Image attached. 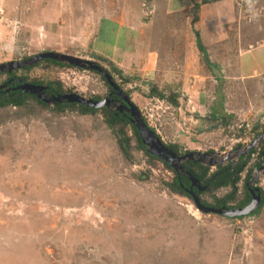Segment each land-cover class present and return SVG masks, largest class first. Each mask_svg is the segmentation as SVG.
Here are the masks:
<instances>
[{
    "label": "rangeland",
    "instance_id": "374dc122",
    "mask_svg": "<svg viewBox=\"0 0 264 264\" xmlns=\"http://www.w3.org/2000/svg\"><path fill=\"white\" fill-rule=\"evenodd\" d=\"M193 2L0 0V63L57 50L97 61L118 83L115 66L135 77L123 89L165 144L215 165L238 161L258 139L236 205L264 140V0H210L197 20L196 4L180 10ZM25 68L17 74L107 96L92 70L43 60ZM245 70L260 75L242 78ZM152 83L178 91L181 108L148 96ZM51 108H0V264H264V201L239 218L201 212L169 189L173 172L151 164L131 127L128 158L100 112ZM215 108L228 123L207 119ZM248 180L264 195V165Z\"/></svg>",
    "mask_w": 264,
    "mask_h": 264
},
{
    "label": "trees",
    "instance_id": "16d2710c",
    "mask_svg": "<svg viewBox=\"0 0 264 264\" xmlns=\"http://www.w3.org/2000/svg\"><path fill=\"white\" fill-rule=\"evenodd\" d=\"M210 0H202L201 3L196 4L195 6V17L196 20L199 18V12H200V7L201 4H205L209 2ZM254 0H248V2H252ZM184 15H186V9L182 11ZM200 49L202 51H206V48L204 45L200 44ZM207 57V55H206ZM104 58V57H103ZM106 58V57H105ZM208 58V57H207ZM107 59V58H106ZM43 61L50 62L54 65H58L61 67H77L75 65H69L67 63H61L58 62L54 59L51 58H45ZM210 60L208 59L206 61V64H210ZM40 62L28 66L25 69H31L37 65H39ZM114 71L119 75L121 81L123 82H118V84L123 88L124 84H127L129 82H134L135 77H131L128 75H124L122 70L118 69L117 67L114 66ZM95 72V71H93ZM98 73V72H97ZM100 77L103 79L104 83L107 85L108 90L113 89L107 79L105 78L104 75L101 73H98ZM23 78L27 79L26 76L20 75ZM116 80V79H115ZM39 82V81H36ZM41 82V81H40ZM117 82V80H116ZM44 83V82H41ZM50 86H53L56 90H59L60 92H63V87L59 82H57V85H54L52 82L47 83ZM165 86V85H164ZM163 86V87H164ZM130 90H126V93L130 94ZM148 96L150 97H158L162 100H165L168 102L167 104L178 108L180 104V93L176 91L172 86H165L164 88L159 87V85L152 83L149 86V92L147 93ZM94 98L98 99L101 97V95L98 96H93ZM31 104H34L33 108H30L29 106ZM221 108L223 109V102H220ZM9 106H17V107H22V108H27L29 113L34 112L37 110V107L40 108H50L52 110H55L57 113H64L68 112L69 110L71 111H78L82 114H87V113H99L102 114L104 122L108 125L109 128L117 132V135L119 136V143L121 148L123 149L125 155L130 158L131 155L129 154V147H130V139L127 137V128L131 127L133 130V134L139 144L140 149H142L150 158L152 161L151 164L155 165V161H161L167 168H169L174 176L171 181H167L166 184L171 189L177 194L189 197L192 199V196L188 192L186 188L190 187V177L187 174H182L181 177L179 178L178 173L169 165V163L160 160L159 158L150 155L146 148L142 144V140L139 135V131L137 127L131 123L130 118L128 115H123L121 113L116 114V111L111 110L110 108L103 107V108H94L88 105L80 104V103H55L54 105H50L48 103H45L44 101L40 100L36 95L31 94V93H24L21 90H17L13 93H11L9 96L5 95L3 92H0V108H5ZM219 110V109H218ZM220 111V110H219ZM217 109L215 108L214 111L210 114L207 119L213 123L214 120H219L222 117L224 118L222 122L224 124L228 123L229 117H224L220 116V113H218ZM144 120L146 123L149 125L147 119L144 117ZM155 130L154 128H152ZM167 145L174 151L181 153L180 151V145L177 143H167ZM256 148L252 147L248 153H243V155L240 156V159L236 162H227V163H222L218 164L215 167H212L208 164H204L200 161H189L186 164L188 169L200 180L202 185H207V189L202 191L201 193V199L204 203L207 205H212L214 207H222V206H232L231 203L236 200L237 194L239 191V183L241 181V174L246 168L247 162L249 161V158L251 157L252 153L255 152ZM188 151H185L184 153H187ZM258 154V159L254 161V164L251 165L249 168V172L246 176L245 182L250 179L252 171L256 167H262L264 165V140L261 143L260 151L257 153ZM222 188H229V191L218 197L215 195V192L222 189ZM213 194L214 193V201L212 203H209L203 198L204 194ZM263 195V194H262ZM251 195L249 193L248 187H246V197H244L238 204H244L250 199ZM264 201V199H263ZM262 201V202H263ZM260 209V208H259ZM259 209H257L254 213H258ZM253 213V214H254Z\"/></svg>",
    "mask_w": 264,
    "mask_h": 264
},
{
    "label": "water",
    "instance_id": "95a60500",
    "mask_svg": "<svg viewBox=\"0 0 264 264\" xmlns=\"http://www.w3.org/2000/svg\"><path fill=\"white\" fill-rule=\"evenodd\" d=\"M51 58L61 63H67L69 65H75L80 68L97 70L102 75L105 76L111 87L113 88L114 93H116L121 101L122 105L118 106V111L129 113V118L132 124H134L138 131L140 138L142 140L143 146L146 148L147 152L150 155H153L159 158L162 161L169 163V165L178 173L179 178L182 174H187L190 177L191 185L189 188H186L190 195L193 198L194 204L197 209L204 213H217L223 214L228 217H241L250 215L255 212L262 204L263 195L260 188H250L252 193V200L242 206V207H214L205 204L201 197L200 193L207 189V185H202L200 180L188 169L184 162L200 161L204 164L214 166L216 162H207L205 161V153L191 151L186 154H179L178 152L172 150L168 145H166L162 139L158 136L157 132L153 130L144 120L142 113L139 107L132 101L130 95L124 91V89L116 82L112 74L108 69L99 64L97 61L84 59L72 54L63 53L57 50H45L38 54H35L32 57L21 59V60H12L0 63V73L2 72H12L15 69L20 67H28L36 64L42 59ZM3 88V85H0V89ZM46 86L37 85L29 82H22L18 89L22 90L24 93H31L37 95L40 100L46 103H55V102H68V103H80L88 105L94 108H110V95H107L104 99H96L94 97L87 98L80 93L69 92L65 94L54 95L49 97L47 94L41 95L45 90ZM126 110V111H125ZM261 135L264 136V133ZM261 135L259 137H261ZM255 139L252 143H249L245 150H250L254 147L256 141ZM197 188V192L194 188Z\"/></svg>",
    "mask_w": 264,
    "mask_h": 264
},
{
    "label": "flooded vegetation",
    "instance_id": "af4514ba",
    "mask_svg": "<svg viewBox=\"0 0 264 264\" xmlns=\"http://www.w3.org/2000/svg\"><path fill=\"white\" fill-rule=\"evenodd\" d=\"M34 55H31L30 57H32ZM44 60V59H42ZM40 60V61H42ZM39 61V62H40ZM38 63V62H37ZM78 67V66H77ZM22 68H25V67H21V68H18V69H15L13 70L11 73L10 72H2L4 73V75L6 76L5 79L3 81L0 82V85H3V88L0 89V92H3L5 95L9 96L11 93L17 91V90H20L18 89V86L22 83V82H29V83H33V84H37V85H44L46 86L45 90L42 92V96L47 94L49 97H52V96H56V95H59V94H65V93H69L68 91H63V92H60L59 90H56L53 86H50L48 84H44V83H41L40 81L39 82H36V81H33L31 79H25L23 78L22 76H20L21 74H17V71L21 70ZM85 69V68H84ZM90 70V69H89ZM92 71H95L96 73H100L99 71L97 70H92ZM25 76V75H24ZM64 90V89H63ZM22 91V90H21ZM107 95H110L111 97V100H110V109L111 110H114L116 111V114H123V115H128L129 116V113L128 112H125V113H122L120 111H118V106L122 105L121 101L119 100V97L116 93H114L113 89L111 90H108L107 91ZM37 96V95H36ZM38 97V96H37ZM39 98V97H38ZM66 102V101H65ZM63 102V103H65ZM46 103V102H45ZM55 103H61V102H55ZM55 103H48V104H55ZM126 111V110H125ZM192 161V160H190ZM189 162V161H188ZM184 163H187V162H184ZM186 165V164H185ZM247 183V186H249L248 190H249V193L250 192V186H253L251 188H257V186H254L253 184H250V180H247L246 181ZM191 184V183H190ZM195 191H197L196 187H195ZM262 191V190H261ZM202 194V193H201ZM262 194H263V191H262ZM251 197L250 199L244 203V204H236V205H233L232 207H242L246 204H248L251 199H252V193L250 194ZM263 199H264V195H263ZM237 218V217H236Z\"/></svg>",
    "mask_w": 264,
    "mask_h": 264
},
{
    "label": "crops",
    "instance_id": "0c3cea01",
    "mask_svg": "<svg viewBox=\"0 0 264 264\" xmlns=\"http://www.w3.org/2000/svg\"><path fill=\"white\" fill-rule=\"evenodd\" d=\"M150 1H155V0H150ZM219 1H222V0H219ZM223 1H227V0H223ZM231 3H234V0H229ZM188 2V1H187ZM202 2V0H194V2L192 3V4H190L189 5V7H186V8H184V9H180V10H185V9H189V8H191L194 4H198V3H201ZM218 2V1H217ZM207 5H210V3H207V4H201V7H200V10L204 13V9H205V7L207 6ZM227 10H229V8L228 7H226L224 10H222L223 12H225V11H227ZM172 12H174V11H172ZM171 13V12H170ZM264 42V41H263ZM263 43L262 42H259V43H257V44H250L249 46H250V48L251 49H249V50H247L246 52H244L243 54H241V55H245V54H249L248 52H250V50H252V49H255L258 45H262ZM257 45V46H256ZM242 65V64H241ZM258 75H260L258 72H257V70H254V71H244V72H241V76H242V78H245V77H247V78H254V77H256V76H258Z\"/></svg>",
    "mask_w": 264,
    "mask_h": 264
},
{
    "label": "clouds",
    "instance_id": "9594fccd",
    "mask_svg": "<svg viewBox=\"0 0 264 264\" xmlns=\"http://www.w3.org/2000/svg\"><path fill=\"white\" fill-rule=\"evenodd\" d=\"M98 109H100V108H98ZM157 134H158V133H157ZM158 136H159V135H158ZM163 142H164V141H163ZM174 143H176V142H174ZM166 145H167V144H166ZM182 147L184 148L185 151H188V150L185 149V147H184L183 144H182ZM185 151H184V152H185ZM188 152H189V151H188ZM188 152H187V153H188ZM190 152H191V151H190ZM196 152H198V151H196ZM179 154H181V153H179ZM184 154H186V153H184ZM181 155H182V154H181ZM215 166H216V165H214V166H212V167H215ZM196 189H197V188H196ZM194 190H195V188H194ZM197 191H198V190H197ZM197 191H196V192H197ZM200 197H201V193H200ZM192 199H193V198H192ZM205 204H206V203H205ZM231 205L233 206V204H231ZM210 206H212V205H210ZM232 206H226V207H232ZM217 208H218V207H217ZM250 215H251V214H250ZM227 217H228V216H227ZM241 217H243V216H241ZM235 218H236V217H235ZM237 218H239V217H237Z\"/></svg>",
    "mask_w": 264,
    "mask_h": 264
},
{
    "label": "built area",
    "instance_id": "2783aa9c",
    "mask_svg": "<svg viewBox=\"0 0 264 264\" xmlns=\"http://www.w3.org/2000/svg\"><path fill=\"white\" fill-rule=\"evenodd\" d=\"M179 108H181V107L179 106ZM239 140H242V139L239 138Z\"/></svg>",
    "mask_w": 264,
    "mask_h": 264
}]
</instances>
